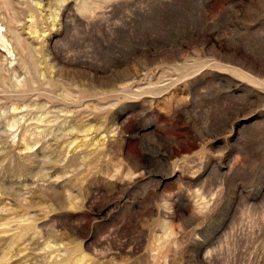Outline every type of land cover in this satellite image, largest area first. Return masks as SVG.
<instances>
[{
	"label": "rangeland",
	"instance_id": "1",
	"mask_svg": "<svg viewBox=\"0 0 264 264\" xmlns=\"http://www.w3.org/2000/svg\"><path fill=\"white\" fill-rule=\"evenodd\" d=\"M0 264H264V0H0Z\"/></svg>",
	"mask_w": 264,
	"mask_h": 264
}]
</instances>
